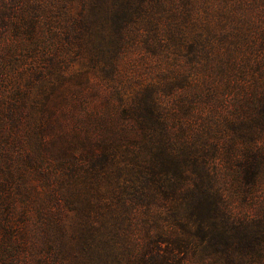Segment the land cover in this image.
Instances as JSON below:
<instances>
[{
    "label": "rangeland",
    "instance_id": "374dc122",
    "mask_svg": "<svg viewBox=\"0 0 264 264\" xmlns=\"http://www.w3.org/2000/svg\"><path fill=\"white\" fill-rule=\"evenodd\" d=\"M198 189L264 264V0H0V264H143Z\"/></svg>",
    "mask_w": 264,
    "mask_h": 264
},
{
    "label": "trees",
    "instance_id": "16d2710c",
    "mask_svg": "<svg viewBox=\"0 0 264 264\" xmlns=\"http://www.w3.org/2000/svg\"><path fill=\"white\" fill-rule=\"evenodd\" d=\"M136 193L140 192L136 190ZM136 193L131 194L127 202L130 209L137 207L134 205ZM218 199L221 196L217 193L198 189L186 194L182 202L165 212L170 222L164 218V229L155 228L156 220L144 221L140 263L188 264L192 258L190 263L193 264L194 259L201 264L206 259L209 260L206 264H215L220 251L226 264H246V256L236 258L229 254V249L237 245L245 250L253 246V242L242 237L234 244L229 228H224L227 217L222 214Z\"/></svg>",
    "mask_w": 264,
    "mask_h": 264
}]
</instances>
